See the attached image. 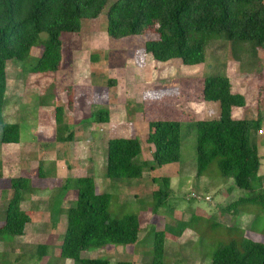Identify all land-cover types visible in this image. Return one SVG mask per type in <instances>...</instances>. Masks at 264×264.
I'll return each instance as SVG.
<instances>
[{
    "label": "rangeland",
    "instance_id": "1",
    "mask_svg": "<svg viewBox=\"0 0 264 264\" xmlns=\"http://www.w3.org/2000/svg\"><path fill=\"white\" fill-rule=\"evenodd\" d=\"M116 1L111 0L108 8ZM108 8L97 20L83 21L80 34L62 36L64 48L59 72H31L42 52L40 48L33 50L27 65L15 61L8 65L9 90L4 116L8 122L20 125L22 145L29 148L35 142L36 146L32 145L27 157L21 154L23 158L16 160L10 156L15 150L1 143L0 129V225L5 221L13 196L9 180L24 175L32 178V185L38 184L37 171L41 168L48 179L60 171L61 176L56 183L61 187L67 178L92 175L96 178L98 191L112 195L110 213L114 217L130 214L140 217L142 231L137 245L90 250L83 253L85 259L109 260L112 264H144L150 260L156 233L160 232H165L167 238L166 264H211L218 247L231 239H239L240 235L264 242L262 209L256 206L242 208L239 217L223 211L229 204L249 196L247 191L236 189L233 181L223 182L216 162L201 178H197L196 132L193 128L197 121L219 118V109L212 110L213 105L218 104H205L203 100V80L227 76L232 93L246 99V106L235 109L234 117L262 118L263 134L258 132L255 137L262 157L257 179L264 187V52L254 51L250 44L227 42L216 33H205L203 36L208 38L209 45L204 64L187 66L181 60L156 63L151 55L145 53V42L154 39L155 32L150 30L143 36L127 39L111 38L107 32ZM110 81H115L116 85ZM69 92H74L73 97L72 93L68 95ZM68 101L76 106L73 111L66 109V125L74 134V141L58 145L57 157L48 151L45 154L41 150L36 152V149L45 145L47 148L49 144L43 140L36 144L41 131L49 130V142L54 143V110L57 106L66 108ZM101 110L109 112L108 124L96 126L91 120L84 122V117ZM165 120L187 123L182 135L181 161L156 168L146 139L149 123ZM115 138H137L141 141L142 160L148 164L145 180L116 183L108 180L106 149L109 140ZM10 151L12 154L8 155ZM49 157L60 159H55L56 168L49 164ZM153 177L173 178L171 188L174 195L170 207L158 214L152 211ZM74 192L76 190L71 189V197L65 203H58L55 198L52 201L35 200V203L30 198L26 199L23 209L29 212L32 221L23 237L5 238L0 242V261L72 264L60 258L67 215L64 213L59 217V214H54L55 219L59 217L54 229L51 214L56 213L60 206L65 211L73 206ZM58 193H55L56 197ZM181 226L186 227L184 233L180 237L174 236ZM45 244L50 247L49 256L38 263L33 257L38 247Z\"/></svg>",
    "mask_w": 264,
    "mask_h": 264
},
{
    "label": "trees",
    "instance_id": "2",
    "mask_svg": "<svg viewBox=\"0 0 264 264\" xmlns=\"http://www.w3.org/2000/svg\"><path fill=\"white\" fill-rule=\"evenodd\" d=\"M110 1L0 0L2 144L21 143L20 125L8 122L4 116L9 90L8 65L14 61L27 65L33 50L40 48L42 52L31 72H59L64 48L62 36L80 34L83 21L97 20L104 14ZM107 19L108 35L117 40L143 36L153 30L155 38L145 42V53L151 55L156 63L181 60L187 66L204 64L209 45L208 38L203 36L205 33H216L227 42L250 44L254 51L264 52V0H117L108 8ZM110 83L116 85L115 81ZM71 93L73 97L74 92L68 95L71 96ZM202 96L204 102L219 105V118L193 123L196 132L197 178H201L216 162L223 182L233 181L236 189L249 194L229 204L223 209L224 213L239 217L242 208L248 206H256L264 211V187L257 179L262 157L255 137L262 131V118L234 117V110L244 108L246 99L232 93L227 76L205 78ZM66 109L74 110L72 101H68L66 108L57 106L54 110L55 143L58 145L74 141V134L69 132L66 125ZM90 120L96 126L108 124L110 114L107 110H101L91 113L84 121ZM186 124L166 120L149 123L146 143L150 146L156 168L181 161L182 135ZM142 155L143 146L137 138L109 140L105 158L108 180L115 183L145 180L148 164L142 160ZM37 173L41 184L37 187L32 185V178L28 176L21 175L9 180L13 196L8 204L5 221L0 225V242L5 238H21L25 235L32 219L23 205L40 188L46 187L48 179L41 168H38ZM171 180L170 177L151 179L155 187L152 193L154 214L170 207L174 195ZM71 189L76 190L73 206L67 211L60 206L56 213L51 214L54 229L61 214L67 215V230L60 250L62 260L71 261L72 264H112L109 260L85 259L82 255L90 250L134 246L140 242V217L136 214L114 217L110 213L112 195L98 191L94 176L67 178L58 190L55 201L61 203L70 199ZM54 214H59V217L55 219ZM185 230L186 227L181 226L174 236L180 237ZM156 234L150 260L144 264H166V233ZM240 236L239 239H231L227 244L220 245L212 255L211 264H264V242ZM49 251V245H40L33 259L40 263L49 256ZM0 264L12 263L2 260Z\"/></svg>",
    "mask_w": 264,
    "mask_h": 264
},
{
    "label": "crops",
    "instance_id": "3",
    "mask_svg": "<svg viewBox=\"0 0 264 264\" xmlns=\"http://www.w3.org/2000/svg\"><path fill=\"white\" fill-rule=\"evenodd\" d=\"M74 92H76V91H74ZM205 104H207L206 102H205ZM211 104H213V103H211ZM217 104V103H216ZM75 106V105H74ZM214 107H212V110H214L215 109V111H217V109H219V105H213ZM76 107V106H75ZM77 112V111H76ZM76 115H77V113H76ZM55 117V116H54ZM89 117H84L83 119L84 120H86V119H88ZM82 120V119H81ZM80 120V121H81ZM85 122V121H84ZM54 128L56 127V122H55V119H54ZM51 126V125H50ZM89 126V125H88ZM43 129V128H42ZM48 129H50V127H48ZM51 132L48 130L47 132L46 131H41V133L39 134V135H41V138H39V139H36V144L39 142V141H45V142H47V143H49V144H47V148H46V145L44 146V147H40L39 149H36V152H38V150H41V152H44L43 154H45L47 151L50 153V154H52V153H54L55 154V156L57 157L58 156V151H59V149H58V144H56L55 143V141H54V143H50L49 142V140H51V137L49 136V134H50ZM54 133H55V130H54ZM23 144V142H22V139H21V144H18V145H7L8 146V148H11V149H14L15 151H14V153L12 154V151H10V152H8V155H10V154H12V155H10L11 157H16V160H20V158H23L22 156H21V154H24L26 157H27V155H28V153H29V150H31V148H32V145H35V142H33L32 143V145L28 148V146H26V145H22ZM53 146H52V145ZM23 146H25V147H23ZM36 146V145H35ZM52 146V147H51ZM22 150H25V152L24 153H22ZM150 150V149H149ZM62 152H64V150L62 151ZM42 154V153H41ZM31 155V154H30ZM25 157V158H26ZM50 158V160H49V164H52V167H54V168H56L55 167V161L57 160H60L59 158H55L54 160L53 159H51V157H49ZM10 161H12V160H10ZM71 161V160H70ZM69 161V162H70ZM73 161V160H72ZM71 163V162H70ZM59 164H57V168H59L60 166H58ZM73 166H76V164H73ZM75 168V167H74ZM61 170V169H60ZM62 171V170H61ZM60 171H57V172H54L53 174H55L54 175V178H52V177H50L49 179H47L46 181V187L43 189V188H40L33 196H31L30 197V201H32L33 203H35V200L36 201H39V202H42V201H52L54 198L56 199L57 197H56V195H55V193H58V188L60 187V185L59 184H57L56 183V181L59 179V177L61 176V173H59ZM78 175V174H77ZM75 178V177H74ZM77 178H78V176H77ZM173 179V178H172ZM62 182V181H61ZM40 184V182L38 183V184H35V187H37L38 185ZM41 185V184H40ZM12 192V191H11ZM64 203H65V201H64Z\"/></svg>",
    "mask_w": 264,
    "mask_h": 264
},
{
    "label": "built area",
    "instance_id": "4",
    "mask_svg": "<svg viewBox=\"0 0 264 264\" xmlns=\"http://www.w3.org/2000/svg\"><path fill=\"white\" fill-rule=\"evenodd\" d=\"M260 134H263V132H262V131H260Z\"/></svg>",
    "mask_w": 264,
    "mask_h": 264
}]
</instances>
